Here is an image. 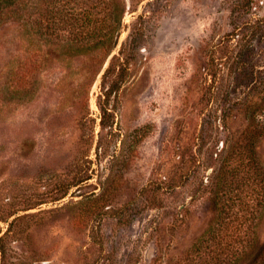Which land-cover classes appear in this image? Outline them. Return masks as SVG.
Segmentation results:
<instances>
[{
  "label": "rangeland",
  "instance_id": "1",
  "mask_svg": "<svg viewBox=\"0 0 264 264\" xmlns=\"http://www.w3.org/2000/svg\"><path fill=\"white\" fill-rule=\"evenodd\" d=\"M119 3L96 75L84 57L34 56L0 24V264H217L212 240L227 231L211 230L212 191L225 205L249 191L230 170L258 102L238 70L252 85L264 70V38L249 36L264 34V0ZM114 20L99 15L97 34Z\"/></svg>",
  "mask_w": 264,
  "mask_h": 264
},
{
  "label": "trees",
  "instance_id": "2",
  "mask_svg": "<svg viewBox=\"0 0 264 264\" xmlns=\"http://www.w3.org/2000/svg\"><path fill=\"white\" fill-rule=\"evenodd\" d=\"M123 10V4H120L119 0H0V24L13 22L22 32L24 40L31 46L30 50L33 51L34 56L41 59L45 55H50L54 59L61 56L68 62L84 57V60L93 66L96 75L104 58L116 44L122 27ZM99 15L103 21L105 17H115V24L104 34H97L96 22ZM249 36L251 39L264 38V34H249ZM244 51L248 56L252 52V45H244ZM124 67L123 65V70ZM111 68L108 64L101 77H104ZM238 71L242 79L247 80L246 88L250 90V85L253 86L254 90L247 92V97L250 98L255 91L259 93L258 102H251L243 112L242 128L235 142L240 147L238 152L240 168L238 170L234 166L230 170L233 175L238 171L242 172L246 179L245 186L249 191L240 198L227 193L229 195L225 199V205L221 195H218L216 183L210 198L215 210L211 230L218 231L219 228H223L227 233L215 234L216 238L212 243L214 248L218 249L212 250L211 258L218 264L220 262L218 255L224 252L226 264H264V238L256 231L263 217L261 208L264 207V70L257 72L258 80L254 85L250 84L253 78L252 70L242 67ZM121 74L122 72L119 71L117 76L120 77ZM119 77L115 80V84L120 81ZM81 79L84 81L87 77ZM112 88L113 86L109 89ZM24 89L27 92L25 86ZM24 89H21L23 93ZM107 94L105 90L102 95ZM99 107L101 111H105V108ZM258 148L262 150V158L258 154ZM228 150L229 155L234 154L232 145ZM85 178L83 175L78 176L75 181L81 182ZM229 186L224 184L225 191ZM224 205L227 210H224ZM240 228L243 230L240 233L236 232ZM223 237L226 240L222 243L219 239L222 240ZM236 241H238L237 246L234 245Z\"/></svg>",
  "mask_w": 264,
  "mask_h": 264
}]
</instances>
